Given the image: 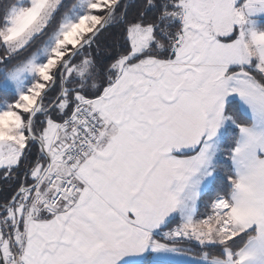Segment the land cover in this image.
Returning a JSON list of instances; mask_svg holds the SVG:
<instances>
[{
    "label": "snow or ice",
    "instance_id": "6c2138e0",
    "mask_svg": "<svg viewBox=\"0 0 264 264\" xmlns=\"http://www.w3.org/2000/svg\"><path fill=\"white\" fill-rule=\"evenodd\" d=\"M0 264H264V0H0Z\"/></svg>",
    "mask_w": 264,
    "mask_h": 264
}]
</instances>
